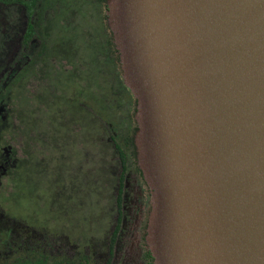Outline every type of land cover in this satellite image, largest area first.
Wrapping results in <instances>:
<instances>
[{
	"label": "water",
	"instance_id": "water-1",
	"mask_svg": "<svg viewBox=\"0 0 264 264\" xmlns=\"http://www.w3.org/2000/svg\"><path fill=\"white\" fill-rule=\"evenodd\" d=\"M137 101L154 264H264V0H107Z\"/></svg>",
	"mask_w": 264,
	"mask_h": 264
},
{
	"label": "rangeland",
	"instance_id": "rangeland-1",
	"mask_svg": "<svg viewBox=\"0 0 264 264\" xmlns=\"http://www.w3.org/2000/svg\"><path fill=\"white\" fill-rule=\"evenodd\" d=\"M28 1L0 0V95L9 96L13 87L20 101L18 119L0 124V129L8 127L10 130L4 135L10 145L0 155V175L12 164L7 160L9 151L21 162L31 154L39 157L37 160L33 157L31 164L22 163L27 170L26 178L22 179V174L13 186H4V178L0 179V191H4L0 193V203L7 209H16L18 206H14V202L22 205L27 221L39 229L36 232L40 237L50 236L52 229V235L61 244L53 248L52 254L64 249L66 256L74 255L77 244H84L74 235L79 233L89 238L84 254L93 264H107V261H111L110 264H143L138 225L142 208L118 237L114 250L113 247L108 249L110 236L117 226L115 203L120 173L110 139L113 132L97 122L94 128L92 121V126L87 122L81 130L78 120L71 119L75 111L81 112V101L72 91L81 89V80L87 76L92 79L97 65L104 72L100 58H92L80 30L85 20L76 8L84 5L78 6L75 3L78 0H48L43 10L41 5L39 10L42 11L34 14L33 9L23 4ZM28 22L34 24L35 35L26 56L22 57L20 41ZM77 24L80 25L72 28ZM40 34H49L45 40L48 50L37 58L43 46V40L39 38V42L37 38ZM83 66L87 70L82 75L78 70ZM24 70V78H17ZM66 77L76 80L78 85L74 82L75 87L71 89ZM87 88L88 92V84ZM56 98L59 99L51 103ZM49 103L46 117L51 125L43 129ZM80 106L85 109L84 104ZM9 111L7 102L0 100V119L4 120ZM85 111L90 113L89 109ZM29 122L37 123L43 130L38 133L33 126L34 130L30 131ZM67 125H70L68 134ZM50 135L52 140H48ZM122 139L118 133L116 140ZM36 140L41 144L37 146ZM134 191L140 196L138 187ZM2 220L0 215V222ZM65 233L72 236L70 242L64 239ZM11 235L12 239L18 236L17 233ZM19 235L23 238L25 234Z\"/></svg>",
	"mask_w": 264,
	"mask_h": 264
},
{
	"label": "trees",
	"instance_id": "trees-1",
	"mask_svg": "<svg viewBox=\"0 0 264 264\" xmlns=\"http://www.w3.org/2000/svg\"><path fill=\"white\" fill-rule=\"evenodd\" d=\"M47 1L48 0H30L28 9L29 10L33 9L32 11L34 14L37 12H41ZM99 1L102 2V0H99ZM101 2H99V3H101ZM41 5H42V10H39ZM82 15H84V14H82ZM34 35H35L34 26L28 25V27L25 31V34H24L25 43H26V45H28L26 47V51L29 50V47H30L29 44H30L31 38H33ZM37 38L39 39L40 37L37 36ZM111 40H112V45L115 47L113 36L111 37ZM39 41H40V39H39ZM45 43H46L45 41H42L43 46H42V49H41L40 53L38 54L37 58L42 57L43 54L45 53V51H46L45 50ZM101 55L102 56L104 55V51L103 52L100 51L98 54V57ZM104 60H103L104 62L102 61L100 64V67H103L104 72L101 71L100 69H98V70L96 69L92 79L91 78L88 79V86L90 87L89 88L90 92L88 91L85 95L83 94V98L80 96L77 97L78 99H80L81 104L85 105V109L90 110V113L87 114L85 109H84V111H85V113H84V111L81 110L82 108H81V106H80L81 104H80L79 110L81 112L75 111L72 114L71 119L76 118V120H78L77 123L83 124V125H84V123L86 124L88 122L89 126H92V122H93L94 128L97 126V124L94 122H97L99 125L101 124L103 127L105 126V129H107L108 131H111V132L117 133V134L120 133L122 135L123 144L131 147V152H127V153L123 152L122 146L119 144V141H117L115 138H113L110 135V139L112 141V144L114 145L113 147L117 153V159L119 160L121 167H122V170L120 173L122 175L123 168H124L125 156H126V159L127 158L129 159L130 164L136 165L137 169L140 170V168L138 166V162H137V150H136V147L134 144V136L138 130V125H137V122L135 120L137 101L135 98H133L134 106H133V110L131 109V113H130L129 103L126 102L123 98V95L121 93V85H119V82L117 81V75L114 71L115 69L113 67V63L107 62L108 60L106 61V59H104ZM17 78L21 79L22 73H18ZM67 79H69V78H67ZM13 83H15V82H11L10 84H13ZM11 88H12V94H10L9 96H8V94H5V93L4 94L2 93L0 95V100L5 101V103L7 102L8 107L10 109V111H9L10 114L7 113L4 120L0 119V124H3L5 122V120L12 123L13 121L17 120L18 116H19V112H20V110H19V107H20L19 96L17 94V90L13 89V87H11ZM58 89H59V85H57V90ZM9 92H11V90L8 91V93ZM58 92H60V90ZM57 99H59V98H56L55 100L51 101V103H53ZM37 103H39V102H36V104ZM51 103H49L46 107L45 117H46V113L48 110V106ZM46 118H47L46 122L43 123V125H42L43 129L44 128L46 129V128H48V126L51 125V122L49 121V117L47 116ZM86 119H87V121H86ZM47 123H49V125H47ZM37 125L38 124L35 122L34 123L29 122L27 127H28V129H30V131H33L34 130L33 126H34L35 131L37 130V132L39 133L40 130H43V129L38 127L39 125L38 126ZM68 127H69V125L66 126V130H67L66 134L69 133ZM9 131L10 130L8 127H7V129L6 128L0 129V141H4L2 143V145L4 146L3 148H7L8 145H10L9 140L6 139L4 136ZM66 134H63V135H66ZM48 140H52L51 135L48 138ZM36 144L38 146L41 143H39L38 140H36ZM33 157L37 160V157H39V155H37V157H36L33 154H31L28 157L29 159L27 158L21 162V161H18L17 157L13 156V154L9 151L7 160L9 163L12 162V164H10V168L6 169V177L4 178L5 179L4 186L6 185V186H8V188L10 187L9 185L13 186L16 183L17 179H20L22 174H23L22 179H25L26 174H27V170H26V167L24 166L26 164H24V163L25 162L30 163L32 161V159H34ZM36 162L39 163L40 161L38 160ZM139 172L141 174V177H143L141 170ZM34 173H35V175H37L38 171H35ZM18 174H19V176H18ZM28 174L31 175L30 170H28ZM121 175H120V177H118V180H117L118 185H120L121 181H122ZM37 176L40 177L39 175H37ZM1 192H4V191H0V193ZM147 192L149 193V196H150L149 189H147ZM16 205L17 204L14 202V206H16ZM151 206H152V202H151ZM1 207L5 208V206L1 205V203H0V208ZM11 208H14V207H10L8 209L11 210ZM5 209H7V208H5ZM150 210H151V207H150ZM0 213L2 214V212H0ZM117 231H118V227H116L114 229V231L112 232V234L110 236V239H109L110 242L109 243L111 245L113 244V242L115 240ZM144 234H145V231H144ZM6 236H7V233L5 232V230H3L0 227V244L3 243V241H5ZM15 241H18L19 243L17 242V243H15L14 246L10 247V251L14 252L13 256L9 257V258L0 257V264H87V262H88L85 254H82L81 256H78V257H74L71 260H66L65 258H59V257L54 258L50 254V252L53 250L52 241L49 237H46V236L39 237V235H38L35 237H31L30 235H27L23 238H18ZM20 241H22V242H20ZM145 247H147L146 248L147 264H154L153 263V257H152V255L148 249V246L146 244H145Z\"/></svg>",
	"mask_w": 264,
	"mask_h": 264
},
{
	"label": "flooded vegetation",
	"instance_id": "flooded-vegetation-1",
	"mask_svg": "<svg viewBox=\"0 0 264 264\" xmlns=\"http://www.w3.org/2000/svg\"><path fill=\"white\" fill-rule=\"evenodd\" d=\"M95 1L96 2H94L93 0L75 1V3H77L78 6L82 5V4L84 5V7H82V8H78V7L76 8V10L79 12V14H81V16H83L82 17L83 21L85 20V25L80 26V30H81L82 34L84 35L85 45L88 48V50L90 51L92 58L98 57L99 52L104 51V55L103 56L101 55L98 57V58H100V61L102 62L104 59H106V61L108 60L107 62L113 63V67L115 69L114 71L117 75V81L119 82V85H121V93L123 95L124 100L129 103L130 113H131V109L133 110V106H134V103H133L134 97H133L131 91L129 90V88L126 86V83L123 79L122 70H121V66H120L119 52L116 49V46L114 47L112 45L111 37L113 36V34H112V32L108 26V22H107V0H102V2L99 0H95ZM29 2H30V0L28 2L23 3L25 8H27V9L29 7ZM99 2H101V3H99ZM82 14H84L85 16ZM80 24H77V26L73 25L72 28L78 27ZM28 25L34 26V24L32 22H28V24L26 25V29H27ZM26 29L24 30L22 37H21V41H20V47L23 50L22 51V57L26 56L25 52H26V47L28 46V45H26L25 40H24L25 39L24 34H25ZM48 36H49V34H46V35L40 34V38L43 41H45L48 38ZM33 40L34 39L31 38L29 46H31V44L33 43ZM45 50L46 51L48 50L46 44H45ZM55 55L57 56V54H55ZM68 57L70 58L69 55H68ZM98 69L99 68L97 65V70ZM86 70H87V68L85 66H83V67H80L78 71L80 73H82V75H83ZM21 73H22V77L25 76V70ZM88 79H89V76H87L85 78V80H83V79L81 80V82H82V86H80L81 89L77 88L76 90L72 91V93L74 94L75 97H79V96L83 97V94L85 95L87 93ZM68 81L71 85V89L75 87V83L77 84L76 80L68 79ZM83 87H84V89H83ZM81 110L84 111L83 108ZM85 126H86L85 123H84V125L80 124V129L82 130L83 127H85ZM112 137L117 139L118 134L113 133ZM3 142L4 141H0V155L2 154V151L6 149V148H3L4 147L2 145ZM38 142H40V141L38 140ZM119 144L122 146L123 152H125V153L131 152V147L123 144V140H121V141L119 140ZM112 146H114V145L112 144ZM113 149H114V147H113ZM114 151H115V149H114ZM115 156L117 159L116 151H115ZM127 159L125 156L124 168H123L122 175L120 174L122 167H121L119 160L117 159L118 164H119V169H120L119 177H120V175L122 176L121 184L118 185V192H117V198H116V203H115L116 204L115 205L116 214L118 216L117 226H116V227H118V231H117V234H116V237H115L113 244L111 245L109 243L108 249L111 250V248L113 247V250H114V246L118 240V237L122 234V232H125V230L127 229L128 223L131 222L133 220V218L138 215V210L140 211V209L142 208V210L139 213L140 220L138 223L139 232H140V248H141L142 263L147 264V255H146V248L147 247H145V244H146L145 236H146L148 218H149V214L151 211L150 210L151 196H149V193L147 192L148 187H147L145 181H143L144 180L143 177H141V174L139 172L140 170L137 169L136 165L130 164L129 159L128 160ZM5 177H6V170L0 175V179H3ZM135 187H138V189L140 190V192H141L140 196L135 193V191H134ZM16 206H18V207H16V209L11 208V210L5 209L3 207H1V209H3V211L0 209V212H2V214L0 213V215L3 218V220L0 222V227L3 230H5V232L7 233L5 241H3V243L0 244V257H3V258H9V257L13 256L14 252L10 251V247L14 246L15 243L18 242L15 240H17L20 237L19 234L24 233L25 235L23 237H25L27 235H30L31 237H35V236L39 235L36 232L39 229L37 227L31 225L29 223V221H27V219L25 217L26 214L23 213L24 209H22V205L17 204ZM11 211H16V212L12 213ZM53 221H55V218L52 219V222ZM2 224H4V225H2ZM144 231H145V234H144ZM11 233H17L18 236H15L14 239H12ZM52 234H53V232L51 229L50 236H46V237H49L51 239L52 244H53V248L54 249L58 248V245H60V247H61V244L59 243L60 241L57 240ZM65 235H66V237H64V239H66L68 241H69V239L72 240L71 235L66 234V233H65ZM74 235L76 236V238H79V241L80 240L84 241V244H82V246L80 244L79 245L77 244V249L75 250L74 255L66 256V254L64 252L66 250L63 249L61 253L55 252L56 254H52L50 252L51 256H53L54 258L59 257V258H65L66 260H71L74 257H78V256H81L82 254H84V247L88 244L87 242L89 241V238L87 236L84 237L82 235H79V233H75ZM40 236L41 235H39V237ZM20 242H22V241H20ZM52 252H53V250H52ZM109 254H110V252H109ZM86 258L88 261L87 264H93V262L90 260V258L88 256H86ZM110 262L111 261H107V264H110Z\"/></svg>",
	"mask_w": 264,
	"mask_h": 264
}]
</instances>
